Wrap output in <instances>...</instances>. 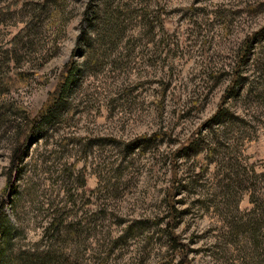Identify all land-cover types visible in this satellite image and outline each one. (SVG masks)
I'll list each match as a JSON object with an SVG mask.
<instances>
[{"label": "rangeland", "instance_id": "rangeland-1", "mask_svg": "<svg viewBox=\"0 0 264 264\" xmlns=\"http://www.w3.org/2000/svg\"><path fill=\"white\" fill-rule=\"evenodd\" d=\"M0 208L22 259L264 264V0H0Z\"/></svg>", "mask_w": 264, "mask_h": 264}, {"label": "trees", "instance_id": "trees-1", "mask_svg": "<svg viewBox=\"0 0 264 264\" xmlns=\"http://www.w3.org/2000/svg\"><path fill=\"white\" fill-rule=\"evenodd\" d=\"M46 108V111H42V113L40 114L41 122L43 119H46L49 116L53 107L51 108V106H47ZM32 122L34 123V120ZM10 230L11 225L9 224L6 216L0 208V264H64V262H59L58 259H50L47 256L34 258L33 260L26 258L22 259V255L19 254H16L15 256H8L7 252L8 242L10 239Z\"/></svg>", "mask_w": 264, "mask_h": 264}]
</instances>
